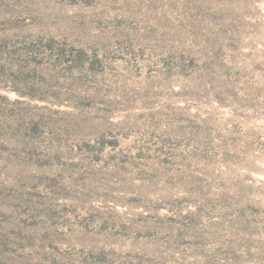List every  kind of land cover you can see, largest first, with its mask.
<instances>
[{"label":"rangeland","instance_id":"1","mask_svg":"<svg viewBox=\"0 0 264 264\" xmlns=\"http://www.w3.org/2000/svg\"><path fill=\"white\" fill-rule=\"evenodd\" d=\"M0 264H264V0H0Z\"/></svg>","mask_w":264,"mask_h":264}]
</instances>
